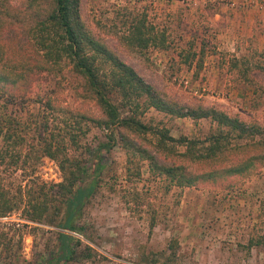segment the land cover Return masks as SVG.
Wrapping results in <instances>:
<instances>
[{
  "label": "trees",
  "instance_id": "obj_1",
  "mask_svg": "<svg viewBox=\"0 0 264 264\" xmlns=\"http://www.w3.org/2000/svg\"><path fill=\"white\" fill-rule=\"evenodd\" d=\"M124 26L117 40L127 50L167 48L165 31L145 18ZM260 56L263 64L254 68L264 72V52ZM246 61L234 60L231 68L238 71ZM65 95L78 106L62 100ZM149 110L208 120L214 129L202 139H174L161 122L142 120ZM91 128L105 131L106 141L94 150L81 144ZM115 146L126 157V180H138L136 165L146 162L149 176L164 179L167 189L230 188L264 169V126L166 100L85 25L80 0H23L18 6L0 0V173L21 178L13 184L0 179V218L19 211L27 222L79 232L77 222L106 169L102 156ZM44 158L57 165L60 182L39 179ZM263 244L264 235L247 247ZM80 248L79 239L57 232L43 264L90 258L92 248ZM177 248L171 239L163 264Z\"/></svg>",
  "mask_w": 264,
  "mask_h": 264
},
{
  "label": "rangeland",
  "instance_id": "obj_2",
  "mask_svg": "<svg viewBox=\"0 0 264 264\" xmlns=\"http://www.w3.org/2000/svg\"><path fill=\"white\" fill-rule=\"evenodd\" d=\"M11 1L18 6L23 0ZM80 17L166 100L214 108L264 126V72L254 68L263 64L264 0H80ZM132 18L163 29L167 48L127 50L117 35ZM238 59L247 61L237 71L231 66ZM62 100L78 106L69 95ZM142 120L161 122L174 139H202L214 129L208 120L154 110ZM104 135L91 128L81 144L94 150L106 141ZM102 159L106 169L77 222L79 232L33 224L14 211L0 218V264H43L55 250L57 232L79 239V251L83 245L92 248L90 258L66 264H163L171 239L178 248L167 264H264V244L247 247L251 238L264 235V169L230 188L221 183L167 189L164 179L149 176L146 162L136 165L138 180H126V157L117 146ZM37 176L44 182L61 181L57 165L47 158ZM0 179L15 182L4 171Z\"/></svg>",
  "mask_w": 264,
  "mask_h": 264
}]
</instances>
